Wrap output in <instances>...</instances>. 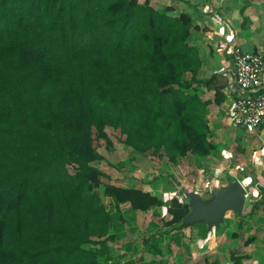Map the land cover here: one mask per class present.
<instances>
[{
  "label": "trees",
  "instance_id": "trees-1",
  "mask_svg": "<svg viewBox=\"0 0 264 264\" xmlns=\"http://www.w3.org/2000/svg\"><path fill=\"white\" fill-rule=\"evenodd\" d=\"M175 10L153 0H0V264H176L186 228L209 236L205 221L185 222L190 206L177 196L105 182L93 164L114 144L109 128L174 169L179 157L218 152L208 116L226 101L229 77L200 76V27Z\"/></svg>",
  "mask_w": 264,
  "mask_h": 264
},
{
  "label": "crops",
  "instance_id": "crops-1",
  "mask_svg": "<svg viewBox=\"0 0 264 264\" xmlns=\"http://www.w3.org/2000/svg\"><path fill=\"white\" fill-rule=\"evenodd\" d=\"M162 6H172L176 12L188 11L194 17L200 29L194 33L192 42L200 49L203 58L205 55L210 59L205 61L202 70L207 66H215L217 61L215 63L212 59L217 52L223 51L224 54L226 51L229 54V60H225L223 68L208 70L210 75L225 72L229 77L233 71L229 50L234 43L241 47L248 45L250 51H264V0H159V7ZM247 134L253 135L251 138L254 141L248 138L250 141L242 154L233 156L231 150L224 149L222 155L227 159L228 165L232 163L239 170L248 167L241 180L249 193L246 199L248 206L245 205L241 215L228 211L229 222L224 223V219L218 226L211 228L210 235L201 239L207 242L205 253L210 252V255L199 261L196 258L194 264H238L231 258L232 250L238 257L239 264H264V129L256 134ZM207 158L202 160L206 161ZM241 229L247 231L246 237H242ZM230 233L233 238L228 239V243L226 240L221 242ZM251 236L255 237L254 241L246 244ZM220 251L223 252V258L218 256ZM242 256L244 257L240 258Z\"/></svg>",
  "mask_w": 264,
  "mask_h": 264
},
{
  "label": "rangeland",
  "instance_id": "rangeland-1",
  "mask_svg": "<svg viewBox=\"0 0 264 264\" xmlns=\"http://www.w3.org/2000/svg\"><path fill=\"white\" fill-rule=\"evenodd\" d=\"M153 2L159 7V0H153ZM177 13L179 12L177 11ZM243 49L252 52L248 45H245ZM224 54L223 51L217 52L215 58L213 57L214 59H212V61L215 60V63L217 61L215 66L205 67L200 71V76L204 78L210 75V71L222 69L225 60H229V54L226 51H224ZM204 57L205 61L210 60L205 55ZM207 97L213 98V92L208 93ZM226 116L227 113L224 110V106L220 107L214 103L210 106L208 117L213 128L211 138L216 142L218 152L208 156V161L207 159L203 161L200 156L190 153L185 157H179L176 169H174L165 159L150 151L145 153L136 152L122 142L119 134L109 128L108 131L114 139V144L112 147L102 144L98 150L103 158L93 162V164L109 175V178H104L105 182L121 187L141 188L162 199H170L177 196L183 204L190 206L191 211L194 196H201L203 201H209L213 198V190L215 188H222L237 181L240 182L248 171V167L244 170H239L232 163L228 165L227 159L222 155V151L225 149L227 151L231 150L233 156H239L244 152L246 144L249 143L250 140L248 138L254 141V138H251L253 135L244 133V129L233 128ZM243 135H248V137ZM103 187L100 188L102 194ZM248 203L247 201L246 207ZM161 212L167 220L171 219V215L166 213V208H161ZM229 214L230 212H227L224 223L229 222L227 219ZM221 225L223 226V224ZM232 229L231 226L230 230ZM184 231L183 241L188 243L189 249L179 248L175 244L172 263L176 261V264H194L196 258L199 261L210 255V252L205 253L207 242L194 238V229L186 228ZM145 232L146 230L141 229L140 234L136 236L137 248H144L142 236L146 234ZM241 234L242 237L248 235L245 229H241ZM230 235L231 233L226 235L225 239H222L223 237L221 236V242L226 240V243H228L227 240L233 238ZM199 241H201L200 244H197ZM201 245L202 247H199ZM198 250L200 251L198 252ZM218 256L223 258V252L220 251Z\"/></svg>",
  "mask_w": 264,
  "mask_h": 264
},
{
  "label": "built area",
  "instance_id": "built-area-1",
  "mask_svg": "<svg viewBox=\"0 0 264 264\" xmlns=\"http://www.w3.org/2000/svg\"><path fill=\"white\" fill-rule=\"evenodd\" d=\"M229 53L233 71L225 88L226 117L233 128L256 134L264 129V51H245L234 43Z\"/></svg>",
  "mask_w": 264,
  "mask_h": 264
},
{
  "label": "water",
  "instance_id": "water-1",
  "mask_svg": "<svg viewBox=\"0 0 264 264\" xmlns=\"http://www.w3.org/2000/svg\"><path fill=\"white\" fill-rule=\"evenodd\" d=\"M246 189L239 181L213 190V198L203 201L201 196H194L192 209L185 222L205 221L210 228L218 226L225 219L228 211L243 214L246 205Z\"/></svg>",
  "mask_w": 264,
  "mask_h": 264
}]
</instances>
